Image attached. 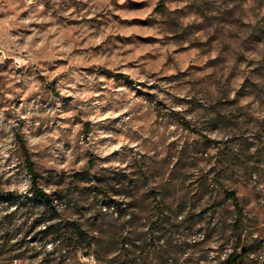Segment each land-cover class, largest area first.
Here are the masks:
<instances>
[{
	"label": "rangeland",
	"instance_id": "obj_1",
	"mask_svg": "<svg viewBox=\"0 0 264 264\" xmlns=\"http://www.w3.org/2000/svg\"><path fill=\"white\" fill-rule=\"evenodd\" d=\"M24 150L86 238L7 262L0 225V264H264V0H0V191L22 199Z\"/></svg>",
	"mask_w": 264,
	"mask_h": 264
},
{
	"label": "trees",
	"instance_id": "obj_2",
	"mask_svg": "<svg viewBox=\"0 0 264 264\" xmlns=\"http://www.w3.org/2000/svg\"><path fill=\"white\" fill-rule=\"evenodd\" d=\"M108 74L114 75L109 71ZM116 77L123 75L115 74ZM24 163L29 177V190L26 199L18 198L14 194H4L0 191V209L5 212V217L0 225L4 228L5 234L2 237L4 244L9 248L13 241H17L18 249L12 251L8 249L4 255L5 260H18L17 255L22 247L29 248L33 241H38L43 248L47 245H63L69 240V234L78 240L86 238V232L78 221H70L64 218L65 209H60L53 197L41 186L36 173L35 165L31 161L29 154L24 150ZM237 209L241 212L240 203L235 193H227ZM24 228L25 231H24ZM33 234V235H32ZM15 245V246H16ZM21 246V247H20ZM92 243H88V248H92ZM14 257H11V256ZM227 264H238L235 254H232Z\"/></svg>",
	"mask_w": 264,
	"mask_h": 264
}]
</instances>
